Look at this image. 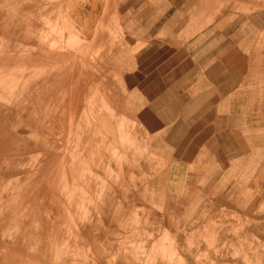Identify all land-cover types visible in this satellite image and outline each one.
Listing matches in <instances>:
<instances>
[{"label": "rangeland", "instance_id": "374dc122", "mask_svg": "<svg viewBox=\"0 0 264 264\" xmlns=\"http://www.w3.org/2000/svg\"><path fill=\"white\" fill-rule=\"evenodd\" d=\"M30 1L0 0V42L9 54L29 52L30 48L38 52V47L49 46L79 53L83 49L86 60L107 53L111 62H121L114 51L123 40L112 35L122 37L124 33L110 4L113 0H104L106 5L96 18L111 36L107 49L93 34L96 40L81 37L77 22L69 18L73 0H42L38 13L30 14L26 8L29 15L25 16L20 12L22 3H33ZM78 1V6L85 8L86 1ZM204 1L201 29L209 30L212 42L209 171L205 173L209 178L196 180V192L191 189V194L183 195L185 204L173 200L163 226L164 217L144 207L145 198L135 202L117 195L120 188L114 181L119 173L109 159L132 160V154L126 153L130 150L144 157L146 147L144 140L137 141L134 122L126 124L124 133L123 123L119 125V141L113 146L114 135L108 125H93L82 110L89 105L107 124L109 120L120 122L112 110L118 104L114 93L109 88L92 87L100 79L92 81L76 110L62 114L59 122L55 120L53 129L46 119L41 120L43 125L34 119H2L0 96V264H264V0ZM29 21L34 26L26 37L12 34L10 27H26L32 24ZM118 73L106 70L104 78H117ZM213 82L223 91L230 85L234 100L229 109L234 115L247 112L244 129L236 118L229 120L230 128L217 125L228 119L214 117V111H225L226 104L225 96L214 103L219 86L211 85ZM238 91L240 97L232 95ZM35 128L45 129L44 135L34 134ZM85 151L88 161L78 158ZM106 151L112 157L108 158ZM57 155L65 158L72 176L62 178L53 200V193H42L38 183L53 178V157ZM28 179L32 196L24 200L21 194ZM136 189L129 183V195ZM36 217L45 219L52 230L43 233L38 220H32ZM69 219L84 222L90 238L75 231ZM53 230L59 235L54 239Z\"/></svg>", "mask_w": 264, "mask_h": 264}, {"label": "crops", "instance_id": "0c3cea01", "mask_svg": "<svg viewBox=\"0 0 264 264\" xmlns=\"http://www.w3.org/2000/svg\"><path fill=\"white\" fill-rule=\"evenodd\" d=\"M32 1L33 3L28 5L22 3L21 14L28 16L29 13H38L36 9L40 10L43 7L42 0L30 2ZM85 1V8L83 5L78 6L80 5L78 0L77 2L73 0L70 6L64 2L71 8L70 21L77 22L75 28H78L83 39L87 36L88 40H96L92 39L93 34L107 49L111 36L104 24L96 21L97 15L100 17L106 3L104 0ZM110 4L115 8L117 23L124 33L123 38L119 34L117 36L111 34L115 40L119 42L123 40L119 44L116 43L118 45L115 46L114 51L121 62H111L107 53L85 60L83 49L79 53L70 48L56 50L49 46L38 47V52L30 48L29 52L14 55L9 54L4 43L0 42L2 119H10L13 116L18 119H34L40 124H42L41 120L46 119L52 123L53 129V126L57 125L56 122L62 120V114L77 108V102L85 97V92L92 81L100 79L98 84L94 82L92 87L100 90L109 88L114 93L113 98L118 104L114 105L112 110L115 119H121L120 122L112 123L111 120H106L109 122L107 124L103 121V117L89 105L84 106L82 110H85L93 125H108L109 133L112 132L114 135V142L111 143L113 146H116L119 141V125L123 123L121 128L124 133L126 124L134 122L135 129L139 133L137 141L142 143L141 141L144 140L143 144L146 147L144 157L136 156L130 150L126 153L132 154L130 155L133 157L132 160L109 159L111 166L119 173V179L114 181L120 188L119 191L117 190V195L120 199L125 197L135 202H142L145 198L144 207L151 208L157 216L162 215L164 226L169 209L173 207V200L180 199L181 203L185 204L183 195L186 192L191 194V189L194 193L196 192V180H201L203 177L209 178V175L205 173L209 171V45L212 42L209 43V30L201 29L205 1L113 0V4L111 2ZM26 8L31 12L28 13ZM29 23L32 22L29 21ZM32 26H34L33 23L27 24L26 27L19 26L18 29L10 28L12 34L19 36L23 33L26 37ZM122 45L123 48H121ZM105 51L104 49L103 52ZM68 70L71 72L69 73ZM106 70L118 71L119 76L106 79L104 78ZM89 73L96 74L90 76ZM74 75L78 77L72 79ZM211 85L219 86L216 88L218 96L214 103L220 102L218 99L225 96L223 102L226 104L225 111L215 110L214 117L221 119L224 115L228 121L218 122L217 125L221 127L228 125L227 127L230 128L229 120L236 118L241 120L239 125L244 129L247 112L234 115L229 109L231 101L234 100L230 96V85H226L225 91L220 89L221 86L216 82ZM232 95L240 97V91L233 92ZM237 102H240V99ZM203 104L207 105L203 108ZM53 112L56 114L54 117ZM103 115L106 119L109 118L105 113ZM44 131L43 128H35L34 134L44 135ZM227 133H230V130ZM109 140L112 139L109 138ZM106 156L112 157L108 151ZM78 158L88 161V151L82 152ZM64 159L59 155L53 157L55 166L53 178L55 179L44 178L41 180L42 183L39 181L38 187L41 188L42 193H54L61 185L60 179L63 175L65 178H71L72 175ZM95 168L98 169V167ZM203 169L206 170L203 171ZM54 172L57 174L56 177ZM29 182L28 179L21 194L24 200L32 196V184ZM131 182L137 189L129 195L127 189ZM197 190L201 191V187H197ZM142 193L145 197H142ZM38 194L39 191L35 192L34 196L37 197ZM53 195L55 198V193ZM34 219L41 225L47 223L45 219L42 221L36 217L32 220ZM70 222L72 225L74 221L69 220ZM72 226L75 230L85 232L90 238L84 222H74ZM55 232H53V239L58 237V232Z\"/></svg>", "mask_w": 264, "mask_h": 264}, {"label": "bare ground", "instance_id": "6f19581e", "mask_svg": "<svg viewBox=\"0 0 264 264\" xmlns=\"http://www.w3.org/2000/svg\"><path fill=\"white\" fill-rule=\"evenodd\" d=\"M114 9H115V8H114ZM93 12H94V11H93ZM76 18H77V17H76ZM30 25H31V24H30ZM95 29H96V28H95ZM97 32H98V29H97ZM99 32H100V31H99ZM97 34H98V33H97ZM95 35H96V34H95ZM98 35H99V34H98ZM84 37H85V36H84ZM102 48H103V47H102ZM72 50H73V49H72ZM81 51H82V50H81ZM97 53H98V52H97ZM76 54H77V53H76ZM74 55H75V54H74ZM79 56L81 57V55H79ZM75 59H76V57H75ZM83 59H84V58H83ZM29 60H30V59H29ZM85 60H86V59H85ZM57 61H58V60H57ZM93 61H94V60H93ZM75 62H76V61H75ZM76 63H77V62H76ZM94 63H96V62H94ZM27 66H28V65H27ZM76 66H77V65H76ZM98 66H99V65H98ZM88 67H89V66H88ZM26 68H28V67H26ZM77 68H78V67H77ZM69 69H70V68H69ZM27 70H28V69H27ZM79 71H80V70H79ZM68 72H69V70H68ZM70 72H71V71H70ZM70 72H69V73H70ZM80 72H81V71H80ZM35 74H36V73H35ZM83 74H84L85 76L87 75L86 73H83ZM72 75H73V73H72ZM81 76L83 77V80H84V76H83L82 74H81ZM76 77H78V76H76ZM76 77H75V75H74V78H72V77H71V78H72V79H75ZM88 78H90V77H88ZM72 79H71V80H72ZM77 79H78V78H77ZM77 79H76V80H77ZM85 79H87V78H85ZM92 79H93V78H92ZM83 80H82V81H83ZM89 80H90V79H88V81H89ZM74 81H75V80H74ZM70 82H71V81H70ZM83 82H85V80H84ZM74 83H75V82H74ZM87 83H88V82H87ZM55 84H56V83H55ZM66 84H67V83H66ZM69 84H70V83H69ZM71 84H72V82H71ZM79 84H80V83H79ZM79 84H78V85H79ZM90 85H91V84H90ZM72 86L74 87V85H72ZM75 86H76V85H75ZM81 86H82V85H81ZM80 88H81V87H80ZM80 88H78V89H80ZM70 89H71V88H70ZM74 89H75V88H74ZM76 89H77V88H76ZM78 89H77V90H78ZM62 91H64V90H62ZM62 91H60V94H62V93H61ZM80 91H81V90H79V92H80ZM82 91H83V90H82ZM65 92H66V91H65ZM65 92H64V93H65ZM73 92H74V91H73ZM77 92H78V91H77ZM65 94H66V93H65ZM65 94H64V95H65ZM69 94H70V93H69ZM73 94H74V93H73ZM74 95L76 96V94H74ZM79 95H80V93H79ZM69 96H70V95H69ZM82 96H83V95H82ZM84 96H85V95H84ZM63 97H64V96H63ZM72 97H73V96H72ZM72 97H71V99H72ZM68 99H69V98H68ZM100 99H101V98H100ZM62 100H63V99H62ZM61 102H62V101H61ZM61 102H60V103H61ZM72 102H73V99H72ZM103 102H105V101H103ZM38 103H39V102H38ZM70 103H71V102H70ZM77 103H78V102H77ZM73 105H74V103H73ZM67 106H68V105H67ZM70 106H71V105H70ZM74 106H75V105H74ZM105 106H106V105H105ZM7 107H8V106H7ZM3 109H4V108H3ZM15 109H16V108H15ZM18 109H19V108H18ZM74 109H75V108H74ZM76 109H77V108H76ZM76 109H75V110H76ZM4 110H5V109H4ZM4 110H3V111H4ZM20 110H21V109H20ZM70 111H71V110H70ZM84 111H85V110H84ZM16 112H17V111H16ZM97 112H98V111H97ZM11 113H13V112H11ZM17 113H18V112H17ZM11 115H12V114H11ZM28 115H29V114H28ZM65 115H66V114H65ZM15 116H16V115H15ZM20 116H21V115H20ZM12 117H13V116H12ZM60 117H61V116H60ZM34 118H35V117H34ZM7 119H8V118H7ZM27 119H28V118H27ZM101 122H102V121H101ZM9 131H10V130H9ZM3 132H4V131H3ZM29 140H30V139H29ZM7 142H8V141H7ZM3 144H4V143H3ZM2 149H3V148H2ZM7 151H8V150H7ZM65 153H66V152H65ZM64 160H65V159H64ZM64 160H63V161H64ZM61 164H62V163H61ZM59 165H60V162H59ZM57 167H58V166H57ZM61 167H62V166H61ZM59 169H60V168H59ZM60 170H61V169H60ZM62 171H63V170H62ZM57 173H58V172H57ZM54 174H56V173L54 172ZM59 174H60V173H59ZM59 174H58V175H59ZM56 176H57V174L55 175V177H56ZM61 177H62V175H61ZM63 177L65 178L64 175H63ZM63 177H62V178H63ZM59 178H60V177H59ZM62 178H61L60 180H62ZM54 179H55V178H54ZM54 179H53V180H54ZM56 180H58V179H56ZM60 180H59L58 182H60ZM58 182H57V183H58ZM41 183H42V181H41ZM49 183H50V182H49ZM49 183H48V186L50 187V184H49ZM54 184H55V183H54ZM48 186H47V188H48ZM56 186H57V184H56ZM51 187H52V185H51ZM47 188H46V190H47ZM52 188H53V187H52ZM52 188H50V189H52ZM58 188H59V187H58ZM53 191H54V190H53ZM17 192H18V191H17ZM51 192H52V191H51ZM45 193H46V192H45ZM54 193H55V192H54ZM54 193H53V194H54ZM17 195H18V194H17ZM49 196H50V195H49ZM53 196H54V195H53ZM53 196H51V197H53ZM56 196H57V195H56ZM56 196H55V198H56ZM16 197H17V196H16ZM57 198H58V197H57ZM53 200H54V198H53ZM58 202H59V201H58ZM58 205H59V204H58ZM62 212H63V210H62ZM59 216H60V215H59ZM69 220H70V219H69ZM54 223H55V222H54ZM73 223H74V222H72V225H73ZM70 224H71V222H70ZM82 224H83V223H82ZM51 227H52V225H51ZM41 228H42V230H44L43 233H45V232H49L50 229H51V228L48 226V224H46V225H41ZM74 229H75V228H74ZM51 230H52V229H51ZM75 231H76V230H75ZM53 232H55V231H53ZM53 232H51V233H53ZM55 233H56V232H55ZM56 235H57V234H56ZM58 236H59V235H58ZM56 237H57V236H56ZM64 239H65V238H64ZM60 241H61V240H60ZM64 244H65V243H64ZM52 245H53V244H52ZM65 245H66V244H65Z\"/></svg>", "mask_w": 264, "mask_h": 264}]
</instances>
